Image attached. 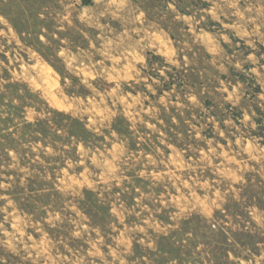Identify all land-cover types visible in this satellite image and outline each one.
<instances>
[{
	"label": "rangeland",
	"instance_id": "rangeland-1",
	"mask_svg": "<svg viewBox=\"0 0 264 264\" xmlns=\"http://www.w3.org/2000/svg\"><path fill=\"white\" fill-rule=\"evenodd\" d=\"M0 264H264V0H0Z\"/></svg>",
	"mask_w": 264,
	"mask_h": 264
}]
</instances>
